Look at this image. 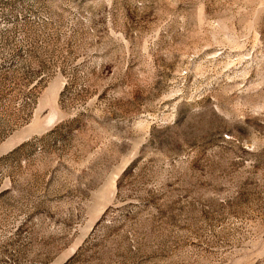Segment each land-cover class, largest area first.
<instances>
[{
    "label": "rangeland",
    "instance_id": "1",
    "mask_svg": "<svg viewBox=\"0 0 264 264\" xmlns=\"http://www.w3.org/2000/svg\"><path fill=\"white\" fill-rule=\"evenodd\" d=\"M0 264H264V0H0Z\"/></svg>",
    "mask_w": 264,
    "mask_h": 264
}]
</instances>
